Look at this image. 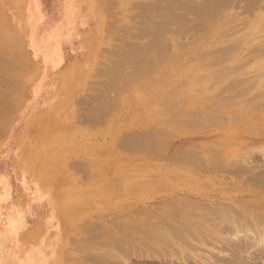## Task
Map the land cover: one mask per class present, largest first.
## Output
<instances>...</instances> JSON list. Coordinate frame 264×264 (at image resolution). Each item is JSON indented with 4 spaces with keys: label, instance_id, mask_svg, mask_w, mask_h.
Listing matches in <instances>:
<instances>
[{
    "label": "bare ground",
    "instance_id": "obj_1",
    "mask_svg": "<svg viewBox=\"0 0 264 264\" xmlns=\"http://www.w3.org/2000/svg\"><path fill=\"white\" fill-rule=\"evenodd\" d=\"M157 1L143 6L137 32L120 34L119 48L109 51L106 61L100 58L93 64L94 47L104 33L97 23L86 35L92 54L85 64L88 71L80 72L73 83L68 75L61 77L66 89L74 88L72 95L90 84L110 107L133 81L175 65L135 94L143 114L163 128L128 134L120 141L123 149L143 151L155 161L136 171L126 170L119 160L103 169L96 166L103 178L81 189L75 178L66 175L63 164L81 149L90 151L91 146L75 141L76 125L98 122L104 106L100 113H92L86 104L90 97L83 101L79 96L71 112L61 114L58 105L68 107L71 97L58 100L51 86L38 114L40 107L33 101L44 88L48 68L58 64L59 47L48 40L41 51L34 43L38 0H0V97L5 99L0 102V141L14 119L10 114L19 103L16 98L28 85L29 102L16 108L37 111L25 127V139L35 137L31 154H38L36 160L24 159L37 175L27 172L30 187L21 191L19 203L5 217L1 208L8 200V187L0 180V264H264L256 263L264 259V0ZM101 6V0H69L60 10L67 26L92 19L100 22ZM169 32L173 36L167 37ZM142 38L144 42H137ZM25 51L32 59L23 57ZM13 52L20 57L11 58ZM37 52L39 58L34 59ZM136 55L129 63L133 74L126 76L121 68ZM178 75L185 77L184 84L172 83ZM124 76L127 84L120 85ZM179 85L182 90L175 94ZM46 111L52 115L50 121ZM39 123L41 130L34 127ZM52 125L57 127L54 135ZM176 133L184 142L169 150ZM109 147L101 145L90 154L100 159L102 153L111 152ZM24 151L12 159L14 165ZM82 166L81 161L68 164L70 169ZM151 172L156 180L138 178ZM147 186L168 194L153 207L139 202L140 207L130 205L127 213L112 219L99 216L82 225L84 220L79 229H72L86 215L84 199L107 197V202L119 203L130 191ZM33 202L41 208V216L32 229L20 233L23 212ZM16 238L20 248L14 245Z\"/></svg>",
    "mask_w": 264,
    "mask_h": 264
},
{
    "label": "rangeland",
    "instance_id": "obj_2",
    "mask_svg": "<svg viewBox=\"0 0 264 264\" xmlns=\"http://www.w3.org/2000/svg\"><path fill=\"white\" fill-rule=\"evenodd\" d=\"M152 1L154 2V0ZM152 1L149 0V2L151 3H148V0H125V1L123 0H101L102 13L98 12L97 14L98 20L100 22H98L97 20L94 21L93 19L89 22H84V23L72 24V22H69L67 23V26L69 27H67L66 22L63 21L64 19L62 15L63 11H61L60 8L62 7L63 3H68L69 0H38L39 10H40L39 11L40 20L38 22V30L34 38V43L36 47L39 48L41 51L45 49V46L48 43H50L48 42V40L53 41V45L55 44V48L56 46L59 47L57 49L58 64L55 67L48 68L49 69L48 73L47 75L45 74L43 78L44 88L43 90H40L38 95L34 98L35 101H33L34 105H36L37 107H40L38 114H40V112L42 111L41 105L44 104V102L48 99V92L51 90L50 89L51 86L55 87V90L54 89L53 90L56 93L55 97L58 98V100L65 101L66 99H69L71 97L70 104H68V107L64 106V104L58 105L57 108L61 114H64V113L67 114L68 109H70V112H71L73 101L78 98L80 99L81 97L83 101L86 100L88 97H90L91 100H89L88 98L86 100L87 103L85 102L86 104H89L88 106L90 108V112L93 113V111L95 110L96 113L97 112L100 113L99 109L102 108V106H104V103L101 98L100 99L97 98L96 95H98V92L97 90L93 89L92 85L86 84L85 86H88V87H85L86 91H84L83 89L82 92L80 93L78 92L80 88H78V90L75 89V92L72 95V91L74 90V88L72 89L70 86L68 89H66V85L61 82V77L68 75V79L71 81V83H73V80L79 77L82 71L84 72L86 70L88 71V68L85 66V64L87 62L88 56L91 54L90 53L91 45L87 37L92 34L94 26L97 23L99 27L101 25L102 28H104V33L102 31V35H101L102 40L100 43H97L96 46L94 47L95 51L93 50L94 52L93 64H96L95 63L96 61L98 64L99 62L98 59L100 58L101 60L104 59V61H106L105 60V58L107 59L106 56L110 55L109 51H114V48L116 46L119 48L120 42L118 40V37L121 36L120 34L122 35L124 33L127 34L130 31L137 32L136 28L140 26V23H141L140 18L143 15L142 11L145 10V8L143 7L145 3L146 5H150V4L153 5L159 2L156 0L155 3H152ZM165 1L168 3V1L170 0H165ZM194 1H197V0H194ZM162 2L163 1L161 0V3ZM141 8L143 9L141 10ZM133 19H136L138 23L135 22ZM138 20L140 21V23ZM172 27L174 28L175 25H172ZM126 30H129V32ZM123 31H126V32H123ZM87 34L88 36H86ZM116 34H118V36ZM114 36L117 38L118 41L116 40ZM171 36L173 35L171 32H169L167 37H171ZM131 40L136 42L135 38H132ZM144 41H145V38H142L140 39V41H137V42L142 43ZM181 41L182 40H180L179 42ZM25 53H23V57L27 58V60L32 59L31 53L29 54L26 51ZM104 53H106V55ZM12 55H11V58H17V56L20 57L21 54H17L13 52ZM33 58L38 59L39 52H37V54H33ZM136 58H137V55L128 60V65H125L121 68L122 72H124L126 76L128 74L129 76L133 74L132 67H130L129 63H134L133 60ZM34 62H37V65L41 66L40 61L34 60ZM174 67H175L174 64H169L164 68V71L166 72L168 68H174ZM164 71L160 70L159 72L154 73L153 74L154 77L152 75H149L148 79H141L138 82L133 81L131 86H128V88H126L125 91L121 95L120 94L118 95L117 101L114 104L110 105V107L104 106L102 112L100 113L101 115H100L98 122L88 123V120H87V123L84 122L82 126L76 125V131H77L76 134L78 135V139H76L75 141L78 143L81 141L82 143L86 145V147L91 146L90 151H83L81 149V151H79L80 153H78L79 155L68 157L69 159L63 164L65 167L66 175L68 177H73L76 179L78 188H81V189L88 188L92 186L93 183L103 178L102 175L104 176V174L96 166L98 167L101 166V168L103 169L105 168L107 164H113V162H116L117 160H119L118 161L119 165H121V162H123L128 167L126 168V170L130 169L132 171H136L139 169V166L141 164L152 163L155 161L156 158H152V156L148 154L146 155V153H144L143 151L140 152L136 150L132 151L130 149H123L120 146V141L122 140L123 137L127 136L128 134L129 135L130 134H144V133H149L152 130L154 131V129L155 130L159 129L160 127H161L160 129L163 128V126L156 125L158 124L156 120L149 119V117H147L146 114H143L144 113L143 110L139 106L138 102L135 100V94L138 91L143 90L146 86H148L150 84L149 83L150 81H153V79L159 78V73L164 72ZM89 72H90V69H89ZM171 79L172 81H174L172 82L174 84H182V83L184 84L185 82V77H182V76H180V78L177 76H174ZM84 80L86 81L87 79L84 78ZM70 81L68 82L69 84H70ZM83 81H81V84H83ZM123 84H127V79L125 76H124V82H121L120 85H123ZM170 86L172 87V84H170ZM181 90H182V87H180L179 85L174 93L177 94V91L179 92ZM28 93H29V86L27 85L26 90L22 91V95L16 98L18 99L16 100V103L17 102L22 103L23 108H24V105H26L29 102ZM83 94H86L84 96H87V97H84ZM83 97L85 99H83ZM1 99L2 98L0 97V102L4 98L2 100ZM17 104H15L16 105L15 107H12L14 108V110H12L14 114L12 113L10 114L13 116V117L11 116V118L12 119L14 118V119L11 120L8 126V129L6 131L5 137L0 141V180L2 179L5 182L6 186L8 187V190H7L8 200L4 203L5 204L3 205L4 208L3 207L1 208V213H2L1 216H4V217L9 215L10 214L9 212L11 211V209H13V207L19 203V200L21 199L20 197L21 191L25 190V188L27 187H30L26 182L27 172L28 174L30 172V174L32 175L33 174L37 175L36 173H34V171H30L31 167L24 160V159H27L26 157L28 156H30L33 160H36V158L38 157V154H33V155L31 154V151L33 150L32 145L34 141H36L35 137L31 136L30 137L31 139L30 138L25 139V130H26L25 127L28 124L29 120L33 116H35L37 111L32 112V110H30L29 108L25 110H23V108L17 109L16 108ZM74 104L76 103L74 102ZM74 104L73 106L75 107ZM80 109L82 110L81 107L79 108V110ZM76 110L77 108L74 109V111ZM46 115H47L46 119L50 121V119L52 118L51 113L46 111ZM8 117L10 118V116ZM34 127H36L37 130H41V128L43 127V123H39L37 126H34ZM56 128H57L56 125H52L53 135H54V132L56 131ZM183 142H184L183 136L182 135L180 136V133H176L175 139H173V142H171L166 148L169 150L173 146L174 147L176 146L175 148H177ZM52 144L57 145L58 143L57 141L56 142L52 141ZM101 145L111 146L109 147L111 152L108 154H103L102 153L103 151H102L99 153V154L102 153L100 155L101 158L97 159L99 158V156H96L95 153L90 154V152H92L95 148H99V146ZM175 148L171 150L174 151ZM20 149H23V151L24 150L25 151L24 153H22L23 155L19 154V156L16 157V158H19V160L17 161V164L14 165L12 159H14L17 153H20L19 152ZM163 152L164 154H169V151L167 152L166 149ZM143 153L145 155H143ZM147 156H149V158H147ZM157 160H159V158H157ZM80 161L82 164H84V166H82L81 169L68 168L69 163L80 162ZM15 166L17 169L15 168ZM124 168L125 167H121L120 169H124ZM18 170H20L21 172L18 173ZM149 170L152 171L151 169ZM40 172L47 175V172L45 170H41ZM40 172L39 173L37 172V173L40 174ZM138 178H142L146 180L149 179L152 181L157 179L155 174L152 175V172L151 174H148V173L142 174V176L140 175ZM136 181H137V178H136ZM153 191L154 193H152ZM158 192H159L158 190L152 189L151 186L143 187L142 190L136 189L135 191H130L128 193L129 195H126L125 199H123V201L119 203H109L107 202L108 200L107 197H101L99 199H94V200L84 199L81 204H82V207L87 206L86 208H84L85 209L84 212L86 211L87 213L85 212L86 214L85 217H84V214L80 216V220H78L75 223V226L72 229L73 230L76 228L79 229L80 225L84 222V220L85 222L82 225L92 220L98 219L97 217L99 216L110 219L111 217L116 216L118 214H122L125 212L127 213L126 209H128L130 205L135 206V208L140 207L141 205L142 206L149 205L153 207L154 205L160 202L159 200L166 198L168 194V192L166 191L165 192L163 191L161 193H158ZM130 193H133V194H130ZM177 194H178L177 195L178 197L181 196L179 195V193ZM29 195L30 194L28 193L27 197L24 199L25 201L29 199ZM146 196L149 198H146ZM146 199H149L150 201ZM139 202L141 203V205ZM27 208L25 212H23L24 213L23 222L19 224L17 228V231H18L22 227V229L20 230V233L27 232L30 229H32L34 227V224L36 223L37 218L41 216V213H42L41 208L38 205H36L34 202L29 204ZM1 218L3 221V217ZM15 244L16 246L18 245L20 248L21 242L20 241L17 242V238L14 240V245ZM18 253H19L18 251L13 253L12 258H15ZM246 258H248V256H246ZM256 263H264V259L257 260Z\"/></svg>",
    "mask_w": 264,
    "mask_h": 264
}]
</instances>
